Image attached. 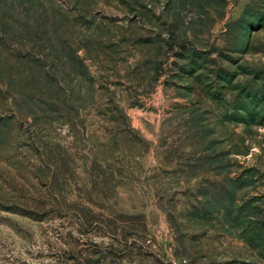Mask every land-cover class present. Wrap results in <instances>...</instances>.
<instances>
[{
  "label": "rangeland",
  "instance_id": "1",
  "mask_svg": "<svg viewBox=\"0 0 264 264\" xmlns=\"http://www.w3.org/2000/svg\"><path fill=\"white\" fill-rule=\"evenodd\" d=\"M0 264H264V0H0Z\"/></svg>",
  "mask_w": 264,
  "mask_h": 264
},
{
  "label": "trees",
  "instance_id": "2",
  "mask_svg": "<svg viewBox=\"0 0 264 264\" xmlns=\"http://www.w3.org/2000/svg\"><path fill=\"white\" fill-rule=\"evenodd\" d=\"M11 209H9V210L12 211V213H20L21 215L28 216V217L33 218V219L40 218V215H38L34 212H28L25 210H20L19 208H11Z\"/></svg>",
  "mask_w": 264,
  "mask_h": 264
}]
</instances>
